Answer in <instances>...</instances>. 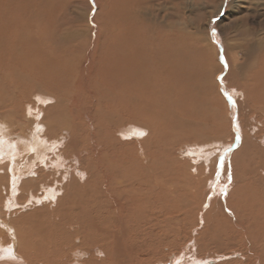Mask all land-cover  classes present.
<instances>
[{"label":"bare ground","instance_id":"1","mask_svg":"<svg viewBox=\"0 0 264 264\" xmlns=\"http://www.w3.org/2000/svg\"><path fill=\"white\" fill-rule=\"evenodd\" d=\"M66 1L0 0V114L2 115L0 116V210L9 212L14 208L23 209L26 205L30 206V203L40 204L42 208L50 210L52 204L50 202L55 201L60 196L58 193L72 188L71 191L75 198L70 200L72 213L76 215L69 223L74 228L72 238L79 240V245L73 246L74 251L71 250L73 252L72 258L77 256L75 254L77 250L81 252V256L87 253L88 257L79 261L81 258L79 256L78 261L68 262V252L66 253L62 249L64 253L63 251H55L60 253L59 258H55L50 252L52 251L50 247L44 246L43 249L37 247L38 242L42 244V240L44 243L46 241L45 244L51 241L48 238L44 240V237H47L45 236L47 233L49 234L48 237L53 235L52 231L54 230L51 226L53 222L50 221L47 226L41 225L37 222L39 215L37 214L36 217L35 213L28 216H21V213H17L18 221L16 222L10 217L7 219V214L3 216L5 212L2 213L1 211L0 264H168L165 259L171 260L175 250L181 246L185 248L189 239L187 230L193 227L192 222L187 221L189 224H186V227L183 223L182 215L184 213L182 214V212L187 206L175 204L174 200L179 194L180 197L187 196V193L189 196L192 189H196L195 183L196 186L201 184L203 174L198 176L200 180L194 176L192 182L181 181V178H178L179 183L168 182L163 180L164 173L161 171V167L164 168L162 166L164 163L165 166L168 165L165 149H162L164 153L161 152L162 156L160 155L159 160H157L158 158H151L150 155H147V152L145 154L138 151L136 156L124 155V152H121V147L125 145V138L134 135L141 136L139 135L141 132L144 135L150 129L136 124L138 121L133 112L136 110L135 102L139 96L141 98L142 95H146L144 100L152 103L155 108L154 111L160 113L163 111H159V109L164 110L165 107H171V98L174 101L177 100L172 94L175 89L180 90L182 95L185 93V98L188 101H197L199 91L197 92V86L194 84L195 60L186 62L181 59L178 49L172 51V46L165 42L170 36L180 38V33H173V29L171 30L174 25L172 22L174 14L170 11H172L171 7H173L175 0H77L79 6L85 8L86 15L73 12L74 17L71 19V25L69 19L65 18V14L67 16L66 9L74 1ZM102 6L100 12L105 23L103 25V20H100V24L98 22L99 15L95 13ZM84 20L85 26L83 24V27L77 25L78 29H73L74 22L82 23ZM263 45L264 39H258V48L259 46L264 48ZM210 48L214 49L212 45ZM213 51L215 53L216 50ZM82 52H86L84 57ZM220 53L218 52V55ZM219 56L216 53L214 57L219 59ZM84 58L85 60H83ZM263 59L261 56L259 64L255 63L256 58L255 61L253 59L254 63L251 61L247 64L248 67L246 65V72L253 76L258 92L252 101L255 105L262 107H264ZM82 61L84 64L85 62L88 64L84 65L81 63ZM90 66L95 70L101 69V72L97 71L98 76L91 77ZM239 66L241 69L245 68L244 65L238 63L237 59L232 62L229 61L227 64L228 76L226 78L231 85L237 86V89L240 86H246L248 82L246 80L241 83L237 78L239 77L238 73L236 74L237 77H233V74L240 69ZM53 73L58 75L66 73V78L76 89L83 83L86 75L87 80L94 84L97 82V86L101 80L104 83L103 87L98 86L96 89L93 86L88 94H90L91 100L96 101L92 106L94 111L104 112L103 118H100L98 124L104 125V131L107 135L110 134L108 137L110 141L96 139L95 142L98 143L96 152L91 153L92 151L87 150V153L84 151L80 156L87 155L89 160L92 157L99 159L101 157L102 163H112V165L115 163L117 166L108 168L109 173L114 172L112 182L106 184L107 181H104L102 184H98L95 172L84 170L83 172L88 177L85 183L75 180V183H71L70 186L67 184L61 186L59 185L61 182L54 180L56 170L53 172V168L51 171L50 169H41L38 172L29 170V173H26L27 176L33 174L34 177L32 176L29 182L23 181L25 173L18 165L21 164L22 158L30 157V153L33 151L40 159L45 154V151L41 152L40 148L45 149L50 145L44 138L37 136L43 130L41 125L33 122L35 124L32 127L30 121L32 130L30 133H26L29 124L24 126L17 119L13 124L10 123L9 118H7L9 111L7 107L9 108L10 101L13 109L16 110L13 103L21 97L19 90L25 86L30 87L28 91H31V96L28 100L22 97V102L26 100V103L30 104V98L36 97L33 92L38 89L33 81L36 84L45 78L49 81L48 79ZM211 75L210 73L208 75L210 77H205V87L211 83ZM11 77H14L16 83L10 84V87L14 88L18 85V89L20 86L22 88L13 89L12 95L9 96V90L6 89L9 88ZM198 87L200 88V86ZM245 90L247 91L246 105L248 106L252 101L250 91L247 88ZM107 91L110 92L108 97L111 99L110 104L105 106L104 99L98 97L107 96ZM6 96H8V100L9 97L11 99L5 101L3 98ZM77 98V101L82 102V99L79 100V96ZM43 99V96L41 98L38 96L39 101ZM213 99L215 100V98ZM114 103H117V106H114ZM195 103L193 104L194 110L191 109L190 112L197 116ZM26 106L27 111L30 107ZM32 109L33 107H31L29 114L26 113L25 115H32ZM240 110L242 116L241 112L243 111L241 108ZM82 114L83 110L80 114L75 112L74 122L77 123V118L82 117ZM174 118L175 125L183 124V118ZM4 119H8V121ZM165 119L163 116L161 121L162 125L166 126L168 119ZM129 124L133 126L125 129ZM78 125L82 126L83 123L78 122ZM78 130L79 127L75 126L73 133H77ZM100 133L104 134L100 130L94 132L92 136ZM30 135H32L31 139L29 138ZM15 136L20 141L14 145L15 148L21 147V149L17 148L18 152L14 150L13 146L11 147ZM105 142L108 143L105 145ZM107 147L110 149L107 150ZM168 150L174 152L173 146H170ZM163 156L166 157L167 161ZM153 160L160 163L159 169L161 170L149 171L150 168H153V165L151 167V164H154ZM223 160L221 157V168ZM94 162L96 163V161ZM47 164L45 167L49 168ZM170 165L182 167L183 163L179 158L174 157ZM263 171L256 168L254 172V175H260V184L254 181V185L261 186L258 196L262 200H264ZM248 176L249 172L244 171L243 183H239L238 180L236 191L231 194L230 198H233L231 207L224 199L226 204L222 202L224 205H220L218 208L223 215L216 219L212 218L207 223L205 230L199 234L198 239L196 238L193 243L195 250L193 252L183 251L182 255L179 253L182 257H175L172 260H177L176 263L179 264H201L206 258H203L205 254L214 252L218 255L214 257L215 259L206 261L207 264L217 263L216 261H223L222 264H264V204L257 202V208L250 212L253 207L249 202L253 204L251 199L254 195L253 193L250 194L247 200L246 197L243 198V194L246 195L244 190L248 188ZM106 177L108 178V176ZM94 179L95 183L92 182ZM186 183L190 185L186 186ZM254 185L250 184L249 186L259 190ZM64 194L59 199L57 198L59 202ZM24 198H28L29 201L27 199L24 203L20 200ZM214 206L219 207L218 205ZM184 216L187 217V214ZM128 221L131 222L129 225ZM226 248L232 250L231 255H237L235 261L228 263V255L219 253V251H227ZM99 252L102 254L101 257H99ZM191 254L195 255L196 258L186 263L185 259L190 258L187 255ZM238 256L240 257L238 258ZM201 258H203L202 261L199 260Z\"/></svg>","mask_w":264,"mask_h":264},{"label":"rangeland","instance_id":"2","mask_svg":"<svg viewBox=\"0 0 264 264\" xmlns=\"http://www.w3.org/2000/svg\"><path fill=\"white\" fill-rule=\"evenodd\" d=\"M72 1H74L73 4L68 5L66 9V13L68 12L67 16L65 14V18H67V20L69 19L70 25L71 19L74 17L73 12L84 16L86 15L85 8H83V6L80 7L79 3L76 2L77 0ZM65 2L67 1L65 0ZM173 7H171L172 11L169 9V11L174 14L172 18L174 25L171 30L173 29V33H180V38H173L170 36L168 41L166 40L165 42H168L169 45L172 46V51L178 49L181 59L186 62H191L192 59L195 60L196 66L194 71V84L197 86V92L199 91V93H197V101H188L185 98V93L182 95L180 90L175 89L172 94L175 95L177 100L175 99L174 101L171 98V107H165L164 110L159 109V111H163V113H160L154 111L155 108L152 106V103L144 100L146 95L141 94L143 98H140V96L137 98L135 102L136 110L134 111L137 113L133 112V114L135 119L138 121L136 123L137 125L149 127L150 129L148 133L144 135H134L129 138H125V145L121 147V152H124V155L136 156V152L138 151L145 154L147 152V155H150L151 158L156 157L158 158L157 160L160 158V153H164V150L162 149H165L168 165L165 166L164 163V165H162L164 168L161 167V170L159 169L160 163L153 160L154 164H151V167L153 165V168H150L151 170L149 171L161 170L162 173H164L162 177L163 180L168 182L179 183L178 178H181V181L184 180L192 182L194 176L200 180L198 176L203 174L202 177L204 179L202 178V182H200L201 184L196 186L195 183L196 189L193 188L189 196L188 193L186 194L187 196L183 195L181 197L179 194V196H177L174 200L175 204L179 203L183 204L184 207L187 206L184 210H187L186 214L189 218L184 216L186 215L185 211L182 212L180 210L182 214L184 213L182 215L183 223L186 227V224H189L188 222H192L193 227H190L187 230L189 239L185 248H182L181 246L179 249L175 250L172 254L173 257L171 260L168 258L165 259V262H168V264H175L177 260L172 259L179 257V253L182 255L183 251L193 252L195 250V244L193 243L196 238L198 239L199 234L205 230L207 223L211 221L212 218L216 219L217 217H221L223 215V213L218 210L220 205H224L223 203L227 200V203L229 204L227 205L230 206L233 200V198H230L231 194L236 191L238 180L239 183H243L244 179L242 176H244V171L249 172L247 187L250 190L245 188L244 191L246 195L243 194V198L246 197L247 200L250 194L252 195L253 193L254 195L251 199L253 204L249 202L253 207L250 212L257 208V202L264 204V200L258 196L261 187L257 186L260 184V175H254L256 168L257 170H264V107L257 106L252 101L256 98V93H258L256 90V82L254 81L253 76H250L246 72V65L248 63L251 61L254 63L257 58L255 63L259 64L261 56L264 58V48H261V46L258 48L257 46V40L261 38L264 39V0H175ZM102 8L103 6L99 7L95 11V13L99 15L98 22L100 24V20H103L100 12ZM156 13L154 14L156 15ZM158 21L160 22V20ZM84 23L86 25L85 20L82 23L74 22L72 25L73 29H78L77 25L82 26L83 24V26H85ZM103 24H105L104 20L102 22V25ZM210 45H212L216 50L215 53L213 51L214 49L210 48ZM218 52H221L219 54L220 56L218 55ZM85 53L86 52L81 53L83 57L85 56ZM216 53L217 56H219V59L214 57ZM234 59H237L238 63L244 65L245 68L241 69V66H239L240 69L233 74V77H237L236 74L238 73L239 77L237 78L241 83H244L246 80L248 81L246 86H240L239 89H237V86L231 85L226 78L228 76L227 64L229 61L232 62ZM83 60H85V58ZM246 61L247 63L245 64ZM81 63L84 64V61ZM85 64L87 65L88 63L85 62ZM97 71L101 72V69L95 70L90 66V72L92 73L91 77L98 76ZM210 73L212 74L210 80L211 83L209 86L205 87V77H210L208 76ZM66 75V73L62 75L53 73L49 79L47 78L49 81H47L46 78L43 79V81L39 80L37 83L38 85L33 81V84L38 86V89L33 92L36 97L33 98L32 96L30 98V104L26 103V100L22 102V97H25L28 100L31 96V91H28L30 87L25 86L22 88L20 86L19 89H22L19 90L18 85H16L12 88L10 87V84L16 82L14 77L10 78L11 83H9V88L6 89L7 91L9 90V96L12 95L14 89L19 90V96L21 97L13 103L16 110H14L13 106L10 104L9 100L11 97H9V100L7 98L8 96H6L7 99L5 97L3 98L5 101H9V108L6 106L10 111L7 113L9 122L13 124L15 119H17L18 121H21L24 126L29 124L26 128V133L31 132L35 123L41 125L43 130L41 134L37 136L44 138L48 141V145H50L45 147L46 150L44 148H40L41 152L45 151V154L41 156L40 159H38L35 155L36 152L33 151L30 153L31 155L27 152L30 157L26 159L22 158L21 164L19 163L18 165L21 166L23 173H25L23 181L29 182L32 179V176L34 177L33 174H29V176H27L26 173H29V170L38 172L41 169H50L51 171L53 168V172L56 170L57 175H55L54 180L61 182V184H59L61 186H64L65 184L70 186L71 183H75V180L85 183L88 177L87 174L83 172L84 170L95 172L98 184H102L104 181H107L106 184H108L113 181L112 179L114 175V172H111V170V173H109L108 168L117 165L115 163H113V165L112 163H102L101 157L100 159L92 157V159L89 160L87 155L80 156V154L84 151L87 153V150L92 151L91 153L96 152L98 143L95 141H108V137H110V134L107 135L104 131V125L102 126L101 124L100 126V124H98L100 122V118H103L104 112L94 111L92 106L96 103V101H93V99L91 100L90 94H88L89 90H91L93 86H95L94 89H96L98 86L103 87L104 83L101 80V83L99 82L97 86V82L95 84L90 82L87 80L86 75L84 78L85 80L83 79L84 84L81 83L76 89L71 85V82H69L68 78H66ZM198 86H200V88ZM245 88L250 91V98L252 101V103L250 102L248 106L246 105L248 99ZM236 89L239 91L238 93ZM78 91H80V93H78ZM106 95L107 96L103 95L98 97L100 99H104L106 102L105 106L110 104L111 99L108 97L110 92ZM38 96L39 98L43 96L44 99L39 101ZM77 96H79V100L82 99V102L76 100ZM182 98H184V101ZM213 98H215V100ZM194 103L197 105V116H194L190 112L192 111L191 109L194 110ZM26 105H28L30 109L33 107L32 115H28L30 109L26 111ZM115 105L117 106V103H114V106ZM240 108L243 111L241 112L242 116L239 112L241 111ZM82 110V117L77 118V123L74 122L73 116L75 115V112L80 114ZM17 112L19 113V116H17ZM26 113L28 114L25 115ZM0 116L2 115L0 114ZM163 116L166 118L165 120L168 119L166 126L162 125L161 118ZM174 117H176V119H179V117L183 118V124L175 125ZM6 121H8V119ZM30 121L32 122V127L31 123H29ZM33 122L35 123L33 124ZM78 122H82L83 125H78ZM75 126L79 127L77 133H73ZM131 126L133 125L129 124L125 127V129H128ZM100 130L103 131L104 134L100 133L99 135L95 134V136H92L94 132L96 133V131ZM31 136L32 135L29 136L30 139ZM13 138L15 139L13 140V145H11V147H14V145L20 142L16 136ZM107 143L108 142H105L104 144L106 145ZM170 146H173L174 152L168 150ZM17 148L21 149V147L18 146L16 148L14 147V150L17 151ZM109 149L110 147H107V150ZM168 154L172 156H169ZM174 157L180 159L183 163L182 167H175V162L173 166L170 165ZM221 157L224 159L222 168L220 162ZM163 158L167 161L166 157L163 156ZM94 161H96V163ZM46 164L49 168L45 167ZM253 167H256L255 171H253ZM263 173L262 176L264 177ZM79 175H81L80 178ZM105 175L108 176V178L110 176L109 180ZM254 181L258 184L254 185ZM92 182L95 183V179L92 180ZM250 184L254 185L255 188H259V190L252 188L249 186ZM188 185L190 184L186 183V186ZM71 190L72 188L67 191L63 190L62 192H59V197L65 193L62 198L63 201L60 200L59 202V197H57L58 199L56 198L55 201H51L50 203L52 204L50 205V210L42 208L40 204L30 203V206L26 205L23 209L14 208L9 212L6 210H0V212H5L3 213V216L4 214H7V219L10 217L16 222L18 221L17 213H21V216H28L35 213L36 217L38 214L39 217H37V222L41 225L47 226L50 224V221L53 222L51 223L52 229L54 230L52 231L53 235L48 237L49 234L47 233V235H45L47 237H44V240L48 238L51 241L45 244L46 241L44 243L42 240L43 245L38 242L37 247L41 249L50 247V250H52L50 252L53 253L55 258H59L58 256L60 255L59 252L55 251L62 252V249H64L69 255L67 259L68 262L78 261L77 258L81 256V252L79 250H75V254H77L75 258H72L73 252H71V250L74 251L73 246L79 245V240L72 238L74 228L69 223V221L76 215L75 213H72V202L70 199H74L75 197ZM27 199L28 198H24L20 200L25 203ZM224 199L226 200L223 201ZM214 205H218L219 207H215ZM130 223L128 221V225ZM131 226L133 227L132 224ZM228 248H226V250ZM164 251H167V249H164ZM219 253L228 255L230 259V261L228 259V263L237 259V255H231L232 250L230 249L225 252L219 251ZM207 254L203 257H206V260L204 259V262L201 264H207L210 259H215L214 257L218 255L214 252H208ZM101 256L102 254L99 252V257ZM87 257V253H85L81 256V258H79V261H81V259L83 261L84 259H87ZM187 257L190 258L185 259L186 263L196 258V256L192 254L187 255ZM239 257L240 256H238V258ZM203 258L199 260L202 261ZM216 262L217 263L214 264L224 263L223 261Z\"/></svg>","mask_w":264,"mask_h":264},{"label":"snow or ice","instance_id":"3","mask_svg":"<svg viewBox=\"0 0 264 264\" xmlns=\"http://www.w3.org/2000/svg\"><path fill=\"white\" fill-rule=\"evenodd\" d=\"M139 135H143V133L141 132V133H139Z\"/></svg>","mask_w":264,"mask_h":264}]
</instances>
